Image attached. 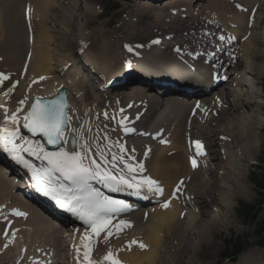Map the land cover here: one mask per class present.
I'll return each mask as SVG.
<instances>
[{
    "label": "bare ground",
    "instance_id": "1",
    "mask_svg": "<svg viewBox=\"0 0 264 264\" xmlns=\"http://www.w3.org/2000/svg\"><path fill=\"white\" fill-rule=\"evenodd\" d=\"M219 1L204 0L205 4L199 5V11H192L190 9L192 4L190 0H165L162 6L143 3L141 0H127L131 5L129 7L123 6V9L128 8V10H125L124 18L121 19L124 20L120 25L121 29L124 28L125 30H123V35L120 37V42L124 43V45L126 43L129 44L130 49L127 52L120 51L112 55L109 53L107 56L106 51H103L104 61H102V64L99 63L101 59L93 62H86L85 60V62L89 70H96L97 87L103 88L110 85V82L113 81L111 80L112 78L129 70L122 69L121 63L127 61V65L135 67L128 72L134 76L123 77L125 79L131 78L134 82L130 84L131 86L127 88L128 90L120 88L113 93L103 91L107 94L105 96L104 93H101L103 94L101 95L97 91V95H95L96 93L91 88L88 78L78 75V69L75 68L76 64L72 65L70 62L65 64L63 62L64 68L55 70L54 62H50L49 53H41V51L47 52L45 45L48 35L41 36L39 34L42 32L46 33V30L48 34L50 30H43L36 26L37 24H34L29 13V27L31 33L34 34V39L31 40L33 54L27 53L29 51L27 50L28 45L23 46L22 40L15 38L10 42V48L13 49L14 55L12 52L5 54L7 57H5L4 65L0 63V71L8 77V87L16 80L15 77L20 75L17 87H10L3 94L2 92L0 93V98H2V100L0 99V104L6 99L5 109L14 103L15 106H11L12 111L15 112L17 107L26 109L31 98L45 95L53 96L58 88L65 86L68 90L69 107L67 113L71 118V129L77 130L83 137L81 139L78 136H72L70 132L65 133L68 140L69 136L74 139L73 147H75V150L79 151V144L90 139L98 129L101 134L106 129L107 135L110 137V140L106 142L111 146L109 156L112 153L118 155L120 153L119 146L122 145L125 162L131 163L134 167L139 164L143 165V171L135 173L137 180L142 177L151 178L157 181L160 188L163 189L162 193H160L161 199L166 201L156 202L149 198L146 201L147 205L139 208L136 212H131L123 218L111 219L109 230L115 233L106 242L103 240V236L107 235L106 232L102 233L99 238L95 236L91 238L94 245L91 258L97 262H101L103 256L111 249L113 258L118 260L120 264H152L153 260L150 259L153 255L158 257L157 264H181L180 260H182L183 254L186 257H194L198 249H201L204 255L218 249L217 242L220 239H215V236L223 228L229 230L232 226V221L229 219L231 205L226 203L225 199L230 200L232 198L235 200L237 197L243 196L240 194L245 191L243 185L245 182L244 167L257 154L261 146L260 133L264 129V120L261 121L259 117L264 114V104L259 101L260 97H264V89L261 88L262 85H259L260 88L258 89L262 91L258 92V90L251 89L250 86V84L254 83L262 84L260 79L264 77V52L262 51L264 49V0H224V4H218ZM247 1H249V4ZM29 3L30 0H8L7 2L0 0V8H7L6 4L11 6V10H8L7 14L12 19L21 12L23 21L26 24L24 10L27 9L28 11V7L32 6H29ZM178 6L186 8L185 12H188L186 19H181L178 16L181 12L180 9L174 10L177 15L171 14V9ZM254 8L255 12L262 16L259 18L263 19V21H259L262 26L258 29L260 30L258 35L254 33L258 19L255 13L252 17L251 29L246 28V24L249 22V13ZM152 19L158 20V23L166 21L168 24H157L158 26L151 28ZM226 19H230V21H226ZM8 21L12 25L11 31L15 33L18 30L19 22ZM209 23L213 26L224 27V29H227L226 33L231 39L235 37L241 41L238 46L232 45L234 49L238 50L233 58H225L220 63L223 66L226 64L225 71L229 74L231 71L228 66L235 65L234 71L231 72V78L227 80L228 85L235 87L234 91L232 89L226 90L228 88L226 84L222 88L212 91L210 96L198 99L199 107L197 106L192 116H190L189 111L195 99L178 100L175 96L167 94L164 97L165 102H167L166 107L162 111L157 94L161 93L166 87L153 86L150 88L148 86V88H144L142 83H145L146 80L163 79L166 82L195 84L199 79L195 77L196 72L190 70V67L194 66L197 67V73L200 72L202 74L201 86H206L208 84L207 69L210 70L209 67L201 65L198 67L196 62L182 65L175 60L179 59L189 63L190 59L188 60L186 56L189 55L190 57L194 53L192 49L197 50L196 55L202 54L208 49V45L213 42L205 34L207 30H212L209 27ZM145 24L148 26L147 30L145 29ZM164 26L169 28L164 29ZM160 28L167 33L176 32V34L172 38H166L163 35L164 41L160 42L159 46L162 43L166 45L167 42L175 41L180 49L183 50V55H179L172 47L174 44L171 43H169L171 49H168V52L165 49H162L164 52H160L157 46H154L151 51L148 50L150 48L145 47L146 42L144 44L141 40H145L144 37L147 36L148 31ZM19 32L22 35L25 34L27 39L28 32H22L21 30ZM62 32H67V27L65 29L62 28ZM33 34L30 35L31 39ZM140 35L142 37H139ZM128 36H131L135 42H126L125 39ZM63 40L65 39H61L58 42L63 43ZM252 40L261 46L260 49L256 48L255 50L253 48ZM134 44L137 45L135 48L133 47ZM20 47L19 52L17 50L14 51ZM4 49L8 51L7 48ZM234 49H232L231 53L234 52ZM252 49L258 52L254 53ZM55 51L57 52V49ZM146 51L149 52L146 53ZM24 53L26 59L19 66L21 58L18 60L19 58L17 59L15 54L22 57L21 55ZM60 58H70V55L65 53ZM236 58H238V62H236ZM251 58L256 59L258 63L251 66L249 64V59ZM2 59L3 56L0 61ZM5 63L10 65L6 67ZM118 64L120 65V70L115 67ZM18 66L19 69H17ZM56 66L58 68L59 65L57 64ZM11 68H14L16 72H13ZM113 68L115 71L110 74L108 71ZM54 70L58 72L57 76L53 77V81H47L48 83L45 84L48 77L54 75ZM32 71L38 72L37 75ZM189 75L192 77L189 78ZM209 75L211 76V73ZM37 77H43L44 79L40 78L41 81L35 84L33 80L37 79ZM247 81L249 85L246 83ZM3 83L1 82L0 87ZM2 87L4 88L5 84ZM40 87L42 89H39ZM146 90L148 91L144 93ZM155 91L156 94L154 93ZM25 97H28V100L23 105H20L19 101ZM75 102L80 104L79 108H81L80 111L79 109L75 110V112L77 110L80 112L79 114L75 113L76 116L73 114ZM217 104H219L218 107ZM5 109L1 111L4 115ZM104 111H106L105 115L103 114ZM137 114H141L139 120L136 119ZM17 115L19 116L17 123L13 125L12 121L8 120L6 123L7 129L22 127L23 111L17 113ZM102 115L105 117L98 120ZM2 118L0 117V119ZM77 119L79 124L83 125L82 129H77ZM121 120H123L124 126L114 128V123ZM89 128L92 129L91 132L88 131ZM187 141L189 142L188 145H186ZM195 141L200 142L201 147L199 149H197ZM255 141L257 144H255ZM112 142L116 143L113 144ZM232 146H236L237 151L235 153L237 157L234 155ZM191 148H196L200 152V158L196 159V167H193V164H190L187 159ZM22 155L28 159L32 157L26 152ZM234 156L236 158L235 163L233 162L235 160ZM131 159L134 162H131ZM213 159L218 162L214 163ZM3 163L4 161L0 159V165ZM122 168H124V164L117 160L115 171H119ZM4 172L7 171L0 166V218H2V221L6 222L9 220L11 222L8 229L9 238H11L13 230H15V237L8 244V247L5 248L4 245L8 243V240L4 236L3 226L1 227L0 264H26L24 257L30 258V264H84L81 236L86 231H91V229L82 228L76 229V231L74 229L76 233L68 230L65 233H61V231L56 230L52 222H49L44 217V214L41 215L36 209L38 207L25 205L24 202H20L17 198L10 195L11 185L8 178L3 175ZM13 173L16 174L17 171L13 170ZM124 174L128 176L126 170ZM14 182L16 184L19 183L16 178H14ZM178 184L180 185V192L176 197H173V191ZM244 184L249 190L248 180ZM226 188H229V190H226ZM142 191L146 194L154 193L146 188L142 189ZM228 191L230 196L227 193ZM245 197L250 198V196ZM165 203L168 204V207L163 206ZM12 209L21 210L27 215L15 218L12 216ZM139 215L143 217L136 219ZM121 219L124 221L131 220V222L134 221L135 223H129L128 228L123 229V233L119 231L117 234L115 224L120 222ZM131 224H137V227L135 228ZM163 225L167 226L166 229ZM113 227L116 231H114ZM129 229L132 232L126 233ZM232 231L233 227L231 231L227 232ZM134 232L139 235L136 234L137 239H133L137 243L129 246L132 240L130 242L122 241L126 235L135 237ZM139 232L141 233L139 234ZM62 234L68 240L67 246L60 241ZM147 234H151L153 237L148 236L151 239H146ZM146 240L149 242L145 243ZM220 241H224V238ZM141 243L145 247H140ZM78 246L81 249L79 253H77ZM54 249L56 254L49 255ZM7 252H10V255L8 253L10 258L7 256ZM45 254L48 257L42 259ZM11 255L18 260H12ZM36 257H41L40 260L43 261L35 263L33 260ZM56 260H60V262H55ZM237 262V264H264L262 263L264 262V251L255 247L250 248L248 253L239 258ZM102 264L107 263L102 261ZM186 264H188V261Z\"/></svg>",
    "mask_w": 264,
    "mask_h": 264
},
{
    "label": "snow or ice",
    "instance_id": "2",
    "mask_svg": "<svg viewBox=\"0 0 264 264\" xmlns=\"http://www.w3.org/2000/svg\"><path fill=\"white\" fill-rule=\"evenodd\" d=\"M158 42L153 41V43ZM0 77H2V74H0ZM3 78L6 79V77ZM41 79L44 78L41 77ZM27 100L28 97H25L19 101V104L23 105ZM21 111L24 113L23 127L28 129L33 135L39 133L48 144L61 146L68 143V139L65 136L66 132H70L74 137L83 138L77 130L71 129V118L67 113V104L59 94L52 99L37 97L27 109L17 107L10 117L13 125L19 120L17 113ZM5 112V123H7L9 116L6 109ZM82 128L83 125H80L77 119V129ZM88 131L91 132L92 129L89 128ZM18 137V128L13 127L11 130L0 128V149L7 153L16 163L21 164L28 170L37 191L45 196H50L60 208L71 213L82 221L87 228L91 229V231H86L81 236L84 264H102V261L120 264L118 260L113 258L111 249L103 256L101 262L93 260L91 253L94 245L91 238L93 236L99 238L102 233L106 232L107 235L103 236V240L106 242L109 237L114 235L109 230L111 218L115 214L128 209L130 205L123 200L105 195L98 188H94L90 182L99 181L112 192H121L126 188L132 189L137 195L145 188L157 194L162 193L163 189L160 188L159 183L148 177H142L140 180L136 179L135 173L138 171L142 172L143 165L139 164L134 167L131 163L125 162L122 145L119 146V155L112 153L109 156L111 146L106 143L110 140L106 129L103 134L98 129L90 139L79 144V151H76L75 148L72 151H66L63 147H58L57 151L49 152L43 147V144L34 143L23 137H19L20 142L17 143ZM112 143L115 144L116 142ZM194 143L197 149L201 147L199 141ZM25 152L30 156H35L38 160L46 161L47 167L37 169L35 165L23 157L22 154ZM117 160L124 164V168L119 171H115ZM192 163L193 167H196L195 159H193ZM125 170L128 176L124 174ZM129 176L131 177L130 179ZM179 192L180 185L178 184L173 191V197H176ZM163 206L168 207V204L165 203ZM12 213L18 216L27 215L17 209H12ZM8 223L10 224L11 222L9 221ZM121 226H129V223L121 220L116 226L117 234L122 230ZM4 236L8 240V243L4 245L7 248L15 237V230L12 231L11 238H9L8 228H5ZM135 243L137 241L133 240L129 246ZM140 247L143 248L145 246L141 243ZM80 250L78 246L77 253Z\"/></svg>",
    "mask_w": 264,
    "mask_h": 264
},
{
    "label": "rangeland",
    "instance_id": "3",
    "mask_svg": "<svg viewBox=\"0 0 264 264\" xmlns=\"http://www.w3.org/2000/svg\"><path fill=\"white\" fill-rule=\"evenodd\" d=\"M5 1L7 2L8 0H5ZM141 1L143 3H151L153 5L162 6L163 1H165V0H141ZM187 1H189V0H187ZM121 2H123V3L121 4ZM248 2L249 1H247V3ZM195 3L198 5L205 4L204 0H196ZM30 5H32V6H30ZM125 5L129 7L131 4H129L127 1H124V0H46V1L45 0H35V1L30 0V3H29L30 7H28V11H25V13L27 14V21L29 19L28 18V13H29L31 15V18L33 19L34 24L35 25L37 24L36 26L42 28L43 30L44 29L50 30V32L48 34H47V30H46V33L42 32L39 34L41 36L42 35H44V36L48 35V38H46L47 41H46V45H45L47 52L41 51V53L42 52L46 53V54L49 53L48 56L50 57V62H54V64H55L54 69L55 70L56 69L61 70L64 68L63 62H65V64H67L68 62L74 63V61H75L77 64V56H78V54L76 55V52L78 53V51L76 50L77 46H79V48H80L79 51L80 50L82 51V54H84V58L87 59V62H89V61L93 62L95 60L101 59V61L99 62L100 64H102V61H104L103 51H106V56H107V55H109V53H111V55H112L115 52H120V51L127 52L130 49L129 44L126 43V45H127V47H126V45H124V43L120 42V37H122L123 30H125L124 28L121 29L120 25L124 21L121 19L124 18L125 10H128V8L123 9V6H125ZM6 6H7V8H5V7L0 8V58L3 56V59L0 61V63L2 65H4L5 57H7L5 54L10 53V52L13 53V51H12L13 49L10 48V42H12L13 39L16 38V39L22 40L21 42H23V46L28 45L27 50H29V51L27 53H32L31 48H33V47H32L31 40L34 39L33 33H31V34H33L32 39L29 40V39H26L25 34L22 35L19 32V30H21L22 32H28V30H27L28 26L23 21L22 13L20 12L19 14H17L15 16L14 19H12V17L7 14V11L11 10V6H9L7 4H6ZM24 6H26V4H24ZM178 7H181V6H178ZM41 8H43V9H41ZM230 8H231V6H230ZM255 14L257 15L258 19L256 21L257 26L254 29V33H256L258 35L260 32V30H258V29L260 28V26H262V23H259V21H263V19L259 18L262 16H259L258 12H255ZM255 14H252V17ZM263 17H264V15H263ZM180 18H182V17H180ZM8 20H13V21L19 22V24L17 26L18 30H16L15 33H14V31H11L12 25H11V23H9ZM162 22L163 21H161V23H158V20L152 19L151 28L154 26H158L157 24H160V25L161 24H163V25L168 24L166 21H165L166 23L165 22L162 23ZM65 27H67V32H62V28L65 29ZM165 28H169V27L164 26V29ZM23 29H24V31H23ZM145 29L146 30L148 29V26L146 24H145ZM164 29H162V28L154 29V30L150 29L147 33V36L144 37L145 40L142 39L141 42L144 44L146 42V44H147L155 36H160L161 37V39L159 41V43H160V42L164 41V37H162L163 35L166 36V38H172L176 34V32L167 33V32H165ZM139 37H142V35H140ZM6 39H7V41H6ZM8 39H10V40H8ZM25 39L29 43L26 42ZM61 39H65L62 41L63 43L58 42ZM252 39H253V37H252ZM125 40H126V42L128 41L129 43L135 42L134 39L132 40L131 36H128V38ZM6 43H7V45H5ZM57 43H58V45H57ZM169 43L174 44L172 47H174L176 44L175 41H170V42H167L166 45H164L162 43L160 46L159 45H156V46L158 47L160 52H164V50H162V49H165V51L168 52V49H171V46L169 45ZM65 44H67V45H65ZM251 44H253V48L255 50H256V48L260 49V47H261L259 44L257 45L254 42V40L251 41ZM41 45H43V44H41ZM61 45H63V46H61ZM5 46H9V47H5ZM145 47H146V45H145ZM4 48H7L8 51ZM55 48L57 49V52L55 51L56 50ZM146 48H150L148 50L151 51L152 49H154V46L149 45V47H146ZM10 49H11V51H10ZM20 49H21V47L18 49H15L14 51L17 50V52H19ZM254 49H252V51H254V53H257L258 51H255ZM52 50H53V52H52ZM192 50L197 51L196 49H192ZM262 51L264 52V49ZM147 52H149V51H146V53ZM65 53L67 55H70V58H66V59L60 58ZM34 54H36V53L34 52ZM13 55H14V53H13ZM15 56L17 57V59L19 58L18 60H20V58H21V61L19 62V66H20L21 62L24 59H26L25 53L23 55H21L22 57H19L17 54H15ZM72 58H73V60H72ZM256 63H258L256 61V59H254V58L249 59V64L251 66L256 65ZM57 64L59 65L58 68L56 66ZM121 64H122V69H123V67L127 68V61H124ZM9 65H10L9 63H5L6 67H8ZM19 66L17 69H19ZM115 67L117 70H120L119 64H118V66H115ZM0 68H1V66H0ZM131 68H133V67H131ZM234 69H235V65H234V67L230 68V70L232 72L234 71ZM11 70H13V72H16L14 68H11ZM55 70H54V75H52V78L53 77L55 78L58 74V72H56ZM25 71H26V69H25ZM112 71L113 72L115 71L114 68L112 70H109V73L113 74ZM33 73L35 75H37L38 72H36V73L33 72ZM81 74H83V73H81ZM83 76H85V74ZM119 76H117V77H119ZM231 76L232 75L230 74V78H231ZM253 77H255V76H253ZM15 78H16V81L18 82L20 80V75L16 76ZM37 78H41V77H37ZM54 78L50 79V77H48V80H46L45 84L50 82L51 80L53 81ZM248 78H250V76H248ZM248 81L246 83L249 85ZM260 83H262V84H256V83H254L252 85L250 84L251 89L258 90V92H261L262 90L260 91V89H258V88H260L259 85H262L263 87L261 86V88L264 89V77L260 79ZM42 87H40L39 89H42ZM91 87L94 90V93H96L95 95H97L96 88L93 86H91ZM232 87L230 85H228V88H226V90L229 91L232 89ZM246 88H247V85H246ZM106 92H109V90H107ZM74 98H76V96H74ZM259 99H260L259 101H261L260 103L264 104V97H260ZM74 104H75L74 106L76 108L74 107V113L73 114L76 116V114H79L80 112H78V110H77V112H75V110L79 109V111H80L81 108H79L80 104H78L76 102ZM218 105L219 104H217V107H218ZM245 111H247V110H245ZM120 112H121V108H120ZM263 113H264V107H263ZM259 117L261 118L260 119L261 121L264 120V114L260 115ZM259 138L261 139V146L259 147L257 154L255 155V157H253L251 159V162L247 163L246 164L247 166L244 167L245 168V172H244L245 182H246V180H248V185L250 186L249 190H248V187L244 184L245 183L244 182L243 185L245 187V191L242 192V194H240L243 196L237 197L238 196L237 195L236 196L237 198L235 200H233L232 198L230 200L225 199V202L228 203L229 205H231L229 219H231L230 221H232V226L230 227L229 230H226L225 228H223L222 230H220L219 234L217 236H215V239L218 238L220 240H223V238H224V241L219 240L217 242L218 249H216V247H215V249H216L215 251L212 250L208 254H205V255H204V253H202L201 249H198V252L196 255H194V257L193 256L192 257L191 256L186 257L185 254H183L182 260H180L181 264H186L187 261H188V264H202L205 262L209 263L210 261L211 262L217 261L220 264L221 263L222 264H231L230 262L225 261V259H222L223 256H221V254L225 252L226 243L230 242L234 239L236 240L237 238H240V240L244 244H246V247H245L246 249L244 252L237 255L236 260H238L242 256L246 255L248 253L249 249L253 248V247L259 248V249L264 251V204H261L259 207H257V210H259L257 213V217H255L256 219L252 220L251 222L250 221L246 222L245 220H240L239 216L237 215V209L238 210L241 209L242 206H246L247 208H254L259 204L260 201H263V200H261V196L258 194V191L256 190L255 185L251 181V179L253 177H256L258 174H260V172H264V163L261 160L262 155H263V153H262L263 148L262 147H263V141H264V129L260 133ZM214 143H215V139H214ZM255 144H257L256 141H255ZM232 145H235V144H232ZM232 150L234 152V155L237 157V154L235 153L237 151L236 146L235 147L232 146ZM126 155H128V154H126ZM123 156H125V154H123ZM235 156H234V158H235ZM212 161L214 163L218 162L216 159H213ZM233 162L234 163L236 162V158ZM226 190H229V188H226ZM227 193L229 194L230 192L228 191ZM11 194H13V193L11 192ZM229 196H230V194H229ZM245 196H247V197L250 196V198H246ZM142 217H143L142 215H139V217L137 216L136 219H141ZM146 217H147V215H146ZM127 218H130V217H127ZM249 218H250V220L252 219L251 214H250ZM126 222L133 223V224L135 223L134 221L131 222V220H127ZM118 224H119V222H117L115 225L117 226ZM133 224H131V225H133ZM133 226L136 228L137 224H135ZM163 226L166 229L167 226L166 225H163ZM232 227H233V231L227 232V231H231ZM121 228H122V230L120 232H122L123 229H127L128 227L123 226ZM135 228H132V229H135ZM159 228H161V227L159 226ZM113 229H114V231H116V229L114 227H113ZM129 232L131 233L132 231L129 229L126 233H129ZM140 233L141 232H139V234ZM134 234H135V232H134ZM136 234L138 235V233H136ZM136 234H135V237L126 235L127 237L126 236L123 237V239L124 238L125 239L124 240L122 239V241L123 242L124 241L130 242L131 240L133 241V239H137ZM148 236H151V238L153 237V235L147 234L146 239H148V238L151 239ZM65 240L67 241L66 238H65ZM148 242H149L148 240L145 241V243H148ZM8 253L10 255V252H7V256H8ZM199 253H200V255H199ZM47 254H45V256ZM8 257L10 258V256H8ZM11 257L13 258L12 260L16 261L17 258H15L13 255H11ZM186 259H189V260H186ZM24 260L26 261V264H30V262H31L30 258L24 257ZM150 260H153L152 264H157L158 257L156 255H153ZM262 263H264V262H262Z\"/></svg>",
    "mask_w": 264,
    "mask_h": 264
},
{
    "label": "trees",
    "instance_id": "4",
    "mask_svg": "<svg viewBox=\"0 0 264 264\" xmlns=\"http://www.w3.org/2000/svg\"><path fill=\"white\" fill-rule=\"evenodd\" d=\"M262 161L264 163V141H263V147H262ZM262 169V168H261ZM252 183L256 186V190L260 194V196L264 200V172H260L256 177H253L251 179ZM252 210L250 208H247L246 206H242L241 209L237 210V213L240 215V217H243L246 220H250V213ZM255 216H252V219H254ZM251 219V220H252ZM242 247H244V243L240 240V238H237L236 240H233L231 242V253L232 255L239 253L242 250ZM230 249V246L228 247V251Z\"/></svg>",
    "mask_w": 264,
    "mask_h": 264
},
{
    "label": "water",
    "instance_id": "5",
    "mask_svg": "<svg viewBox=\"0 0 264 264\" xmlns=\"http://www.w3.org/2000/svg\"><path fill=\"white\" fill-rule=\"evenodd\" d=\"M58 94H59V96H60L61 98H63V99L65 100V102H66V104H67V106H68L66 92H65V90H64L63 88L60 89V90L57 92V94H56L55 96H53V97H51V98H48V99L56 98ZM35 99H36V98H35ZM35 99H34L33 101H35ZM33 101H32V102H33ZM210 264H217V263H210Z\"/></svg>",
    "mask_w": 264,
    "mask_h": 264
}]
</instances>
